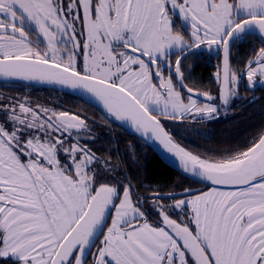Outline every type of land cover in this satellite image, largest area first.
I'll list each match as a JSON object with an SVG mask.
<instances>
[{"label": "snow or ice", "instance_id": "1", "mask_svg": "<svg viewBox=\"0 0 264 264\" xmlns=\"http://www.w3.org/2000/svg\"><path fill=\"white\" fill-rule=\"evenodd\" d=\"M250 36L260 47L233 68ZM202 46L223 54L218 96L186 83L182 60ZM245 77L264 87V0H0V78L94 99L203 185L152 196L150 221L129 178L74 139L86 117L0 101V264H264V128L196 153L158 119H212Z\"/></svg>", "mask_w": 264, "mask_h": 264}, {"label": "trees", "instance_id": "2", "mask_svg": "<svg viewBox=\"0 0 264 264\" xmlns=\"http://www.w3.org/2000/svg\"><path fill=\"white\" fill-rule=\"evenodd\" d=\"M0 84H8L2 88L8 92L9 101L17 98L19 101L33 104L38 110L49 109L57 112L60 108H65L68 112L86 117L92 124L93 132L79 138L80 143H86L101 162H109L112 168L110 175L115 176L117 180H123L125 176L129 178L125 182L132 184V196L134 200L141 199L144 208L145 203L151 201V194L154 192H172L189 187L203 188V185L193 183L167 165L146 143L86 99L66 91L24 82L0 81ZM212 121L213 124H210ZM162 125L170 134L169 129L163 123ZM201 125L198 122L196 125L182 124L180 130H211L225 134L216 137L217 143L208 145L206 149L214 147L220 141L224 146L235 147L242 144L259 129L264 128V90L244 99L240 112L234 113L232 118L220 116L211 121L205 120ZM204 125L209 129L203 128ZM65 139L68 144L73 142L67 135ZM187 149L198 153L196 147ZM150 218L151 221L157 220L156 215H150ZM172 218L175 219V215Z\"/></svg>", "mask_w": 264, "mask_h": 264}, {"label": "flooded vegetation", "instance_id": "3", "mask_svg": "<svg viewBox=\"0 0 264 264\" xmlns=\"http://www.w3.org/2000/svg\"><path fill=\"white\" fill-rule=\"evenodd\" d=\"M202 47L206 50L192 51L191 54H187L185 58L182 60L181 66H182V70L185 73L186 83H188L189 86L196 87L198 91L200 92L209 91L214 96H218V87L213 77L217 69L221 67L223 54L222 52H220L219 54L215 51L209 52L206 46H202ZM253 47H256L257 49L260 47L258 40L255 37L250 36V37H247L243 41L234 42L232 46V56H231L232 67L243 69V65L246 62L244 59L245 54L249 53V50ZM171 59H172L173 75H174L176 55L173 54ZM164 75L165 77L168 76L167 69H165ZM5 85H8V84H0V101H2L3 103L18 101V102H23V103H26L27 105H30L28 104L27 101H23V100L19 101L17 98H14L9 101L8 100L9 97L7 95L8 92L2 88ZM10 85L20 86L19 84H10ZM246 89H247V79L245 77L240 82L238 97L231 101L230 106L227 109L221 107L220 112L217 113L214 118H217L220 116H226L228 119L232 118L234 113L240 112L244 99H247L248 97L252 95L254 96L256 93L263 91L264 87H262L259 83H257L254 89H247V90ZM205 102H206L205 99H200L201 104ZM214 103L219 105L220 104L219 99H216ZM30 106L36 109V107L33 104ZM40 111L42 113V110ZM60 111H67V109L60 108L57 112H60ZM69 113L73 114L71 112ZM214 118L206 119V120L211 121ZM158 119L161 120V122L164 124V126H166L167 129H169L170 136L172 137L174 141H176L179 145L183 146L186 150H189L187 149V147H191V148L196 147V150L198 151V153H203V150L206 149L208 145L217 143V140H215L216 137L225 135L224 133H219V132H215L211 130L210 131H191V132L180 130V126L182 124L196 125V123L198 122L201 125L202 123H204L205 120L197 121V122H192L191 120L181 121V120L165 119L163 116H158ZM86 122H87L88 128L91 130L90 133H92L93 132L92 124L89 123L90 122L89 120H86ZM210 124H213V121L210 122ZM200 127H202V125ZM203 128L209 129L206 125H204ZM74 139H79V137H74ZM220 143H222V141H220ZM150 215L157 216V214H153V213ZM157 219H158V216H157Z\"/></svg>", "mask_w": 264, "mask_h": 264}, {"label": "water", "instance_id": "4", "mask_svg": "<svg viewBox=\"0 0 264 264\" xmlns=\"http://www.w3.org/2000/svg\"><path fill=\"white\" fill-rule=\"evenodd\" d=\"M198 50H206L203 47H201ZM198 50H193V51H198ZM0 81H12V82H24V83H29V84H35V85H40V86H45V87H51V88H55L58 90H62V91H66L72 94H75L79 97H82L84 99H86L87 101L91 102L92 104H94L95 106H97L101 111H103L107 116H109L106 112L105 109H103L102 105H100L98 102H96L94 99H91L88 96L82 95L78 92H75L71 89L59 86V85H55V84H47V83H40V82H35V81H23V80H19V79H6V78H0ZM200 99H205L203 96L200 97ZM110 117V116H109ZM112 118V117H111ZM115 122H117L120 126H122L125 130H127L129 133L133 134L134 136H136L138 139L142 140L144 143H146L149 148L162 160L164 161L167 165H169L170 167H172L174 170L178 171L179 173H181L182 175L185 176V174H183L182 169L179 166V160L178 158L175 157V155L173 153H169L164 147L163 145H161L159 143V141L155 140L154 138H150V137H144L142 134L137 133L135 131V129H133L131 127L130 124L126 123V122H122V121H116L114 118H112ZM172 138V137H171ZM173 140V139H172ZM174 141V140H173ZM175 143H177L176 141H174ZM178 144V143H177ZM191 179V178H188ZM193 180V179H191ZM200 184V183H199ZM202 185V184H201ZM195 190H199V189H193ZM183 190H178V191H172V192H156V193H152L151 196H154L155 194L159 193L162 195L167 196L170 193H182Z\"/></svg>", "mask_w": 264, "mask_h": 264}, {"label": "rangeland", "instance_id": "5", "mask_svg": "<svg viewBox=\"0 0 264 264\" xmlns=\"http://www.w3.org/2000/svg\"><path fill=\"white\" fill-rule=\"evenodd\" d=\"M189 31H190V28L188 29ZM204 190H207V189H204ZM164 202H166V203H171V201L170 200H166V201H164ZM152 203H153V201L151 200L150 202H147V203H145V205H146V207L144 208L146 211H147V213L149 214V217H150V214H156V213H154L153 212V210H152V207H151V205H152ZM144 204V203H143ZM143 204H142V206H143ZM151 221V220H150ZM111 222V217H109V223Z\"/></svg>", "mask_w": 264, "mask_h": 264}]
</instances>
